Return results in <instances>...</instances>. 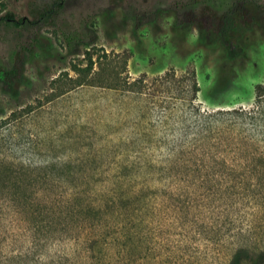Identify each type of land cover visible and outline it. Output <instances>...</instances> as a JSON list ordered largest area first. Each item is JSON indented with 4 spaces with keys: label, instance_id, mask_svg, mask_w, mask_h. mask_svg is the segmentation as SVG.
<instances>
[{
    "label": "rangeland",
    "instance_id": "obj_1",
    "mask_svg": "<svg viewBox=\"0 0 264 264\" xmlns=\"http://www.w3.org/2000/svg\"><path fill=\"white\" fill-rule=\"evenodd\" d=\"M51 1L0 0V17ZM181 1L0 22V60L21 68L0 80V264H264V0L240 1L224 38L220 13Z\"/></svg>",
    "mask_w": 264,
    "mask_h": 264
},
{
    "label": "trees",
    "instance_id": "obj_2",
    "mask_svg": "<svg viewBox=\"0 0 264 264\" xmlns=\"http://www.w3.org/2000/svg\"><path fill=\"white\" fill-rule=\"evenodd\" d=\"M63 1L65 0H52L51 3H49L47 6L37 9L33 12V19H29L27 17H21L16 19V16L13 12H7L6 15L0 17V22L2 21H8L12 22L16 25H20L21 27H37V28H43L46 26H52L57 24V18L60 10L63 8ZM227 0H190L188 2H182L180 5L183 6V8H187L190 10L198 11L202 6L210 7L211 10L216 11L217 13H220V17L218 19L217 24H213L210 20H207V24L211 26V28H216L218 32H221V37L224 38L225 33L227 32V29L232 26L231 20L234 19V17L240 13V9L237 7L238 3L243 0H232L233 3H227ZM246 1V0H244ZM255 2V0H253ZM194 21L196 23L195 17ZM203 24H200L202 27ZM234 26L231 27V29ZM84 34V35H83ZM87 35V33H78L76 31L71 32H64V36L67 40V45L70 47V51L72 53H79L80 51V45L84 44L83 36ZM95 37V35H93ZM94 39V38H93ZM92 42V41H91ZM90 44V42L85 43ZM229 49V52H232V46L228 43L226 44ZM91 53H88L90 55ZM16 52L14 56L11 57L8 63H4L2 60H0V80L5 82L8 85L14 84L16 81H18L21 78V68L19 66V63L17 62V59L15 58ZM128 57L125 58L127 60ZM92 62H90V66L88 69L92 68ZM87 70V69H85ZM192 91H193V98L197 97V94L199 92V84L197 81V78L195 74L192 75ZM256 92V104L255 108L252 109L255 111V118L258 119L260 116H264V84H258L255 88ZM14 176V175H13ZM12 178L11 175H0V181L6 182L10 181ZM23 180H27L26 178L22 177V175H17L15 177V180L13 181V184L17 187L19 195H23L22 187L21 185L24 184ZM26 197V196H25ZM20 202L22 203V196L19 197ZM27 198H25L26 200ZM27 202V201H26Z\"/></svg>",
    "mask_w": 264,
    "mask_h": 264
}]
</instances>
